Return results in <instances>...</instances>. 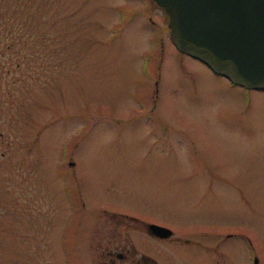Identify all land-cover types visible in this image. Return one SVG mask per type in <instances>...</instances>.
<instances>
[{
  "label": "rangeland",
  "instance_id": "obj_1",
  "mask_svg": "<svg viewBox=\"0 0 264 264\" xmlns=\"http://www.w3.org/2000/svg\"><path fill=\"white\" fill-rule=\"evenodd\" d=\"M166 22L155 0H0V264H100L117 219L137 246L167 227L187 264H264V88Z\"/></svg>",
  "mask_w": 264,
  "mask_h": 264
},
{
  "label": "water",
  "instance_id": "obj_2",
  "mask_svg": "<svg viewBox=\"0 0 264 264\" xmlns=\"http://www.w3.org/2000/svg\"><path fill=\"white\" fill-rule=\"evenodd\" d=\"M174 46L246 88H264V0H155ZM166 236L163 225L148 223Z\"/></svg>",
  "mask_w": 264,
  "mask_h": 264
},
{
  "label": "flooded vegetation",
  "instance_id": "obj_3",
  "mask_svg": "<svg viewBox=\"0 0 264 264\" xmlns=\"http://www.w3.org/2000/svg\"><path fill=\"white\" fill-rule=\"evenodd\" d=\"M147 4L145 5L147 6ZM176 50L180 52L178 49ZM117 221L119 219L113 221L112 227L106 228L108 231L107 235L110 238H108L107 244L103 247L102 257L98 261L100 264H187L178 260V257H183L184 255L186 257L197 256V254H193L194 251L191 253L188 244H183L180 240L174 243V237H171L172 232L166 236H158L151 233L147 228L145 230L146 236L155 244L137 246L129 240L126 228L116 226L118 224L116 223ZM129 228L132 227L129 226ZM253 257L255 258L254 261ZM251 262L253 264L257 263L256 256L253 253ZM195 263L202 264L198 260Z\"/></svg>",
  "mask_w": 264,
  "mask_h": 264
}]
</instances>
